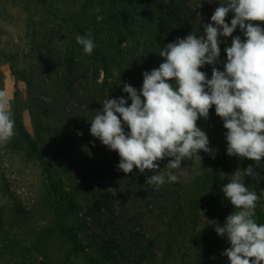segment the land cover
I'll return each mask as SVG.
<instances>
[{
  "label": "rangeland",
  "instance_id": "obj_1",
  "mask_svg": "<svg viewBox=\"0 0 264 264\" xmlns=\"http://www.w3.org/2000/svg\"><path fill=\"white\" fill-rule=\"evenodd\" d=\"M147 1L137 2L135 13L130 6L134 26L147 45L127 43L111 50L106 30L95 22L94 8L85 0H0V91L6 94L13 119L19 111L50 169L47 173L25 150L14 149V125V136L0 144V264H228L221 253L229 245L210 221L222 224L233 209L205 183L209 160L201 152V160L186 158L177 169L164 168L170 158L157 162V170L165 174L160 187H133L129 174L116 167L117 154L89 134L87 122L107 97L126 98L121 92L124 83L139 90L141 73L162 62L154 41L162 14L158 6L165 0H152L153 5ZM172 2L166 13L174 12V26L185 35L192 30L202 35V25L219 6L207 0ZM231 16L226 15V23ZM85 34L96 45L91 54L75 40ZM232 35L243 39L239 28ZM221 39L218 66L223 70L231 36ZM197 126L216 137V153L226 148L225 129L213 109ZM238 168L236 157L228 156L225 183ZM254 170L255 179L242 180L258 195L264 160ZM168 172L177 176L176 182H167ZM140 174L149 177L153 172ZM174 184L182 211L173 219L165 191ZM255 214L256 221L264 223V197ZM65 230L75 233L83 252H72ZM43 234L47 239L39 244ZM9 238L39 248H33L29 260L20 258L8 249Z\"/></svg>",
  "mask_w": 264,
  "mask_h": 264
},
{
  "label": "clouds",
  "instance_id": "obj_2",
  "mask_svg": "<svg viewBox=\"0 0 264 264\" xmlns=\"http://www.w3.org/2000/svg\"><path fill=\"white\" fill-rule=\"evenodd\" d=\"M207 2L219 6L210 22L202 25L203 34L192 30L164 45L158 52L162 62L141 73L139 90L124 83L121 92L127 99L124 95L107 97L101 109L93 111L87 122L89 134L117 154L118 170L124 174L133 168L140 173L152 171L145 183L160 187L165 174L157 170V162L170 158L164 168L177 169L181 161L199 156V152L215 158L206 133L197 126V121L207 120L209 109H213L225 129V154L254 163L242 171L238 168L220 188L233 210L222 224L210 222L217 236L229 245L221 253L228 264H264V223L255 219L256 205L264 192L258 196L242 180V176L255 179L258 173L254 166L259 168L264 160V0ZM229 13L232 16L226 23ZM101 19L96 16L98 22ZM237 28L243 39L232 35ZM229 36L223 70H219L215 65L221 38ZM75 40L85 54L96 47L88 34L77 35ZM205 65L211 66L210 78L200 70ZM14 125L9 101L0 91V144L14 136ZM193 172L200 175L197 169ZM166 177L169 183L177 181L172 172Z\"/></svg>",
  "mask_w": 264,
  "mask_h": 264
},
{
  "label": "trees",
  "instance_id": "obj_3",
  "mask_svg": "<svg viewBox=\"0 0 264 264\" xmlns=\"http://www.w3.org/2000/svg\"><path fill=\"white\" fill-rule=\"evenodd\" d=\"M143 1L145 0H135L136 3H133L132 1H129V3H127V0H109V5H105L104 0H85V3L88 4V6L94 8L92 14L95 22L100 23L103 26L110 38L108 42L109 49L114 50L116 47L127 43L137 47H144L147 45V43L142 38L140 31H138L134 26V13L137 11L138 7V5L136 6V4L137 2L138 4L143 3ZM170 2L171 0H165L163 4H160L158 6L162 14L158 18L159 32L154 42L160 48H162L167 43L174 41L177 37L183 38L185 36L184 30L177 29L174 26L176 20L173 17L174 12L166 13V6H171L172 4H174L173 2ZM146 3H149L151 5L154 4L152 0H148ZM132 5V10L134 13L130 12V6ZM96 9H99V12H96ZM97 15H100L102 17L99 22L96 20ZM215 66L220 70L218 63ZM200 70L204 71L207 74V78H210L211 66L205 65L204 68ZM14 121L16 132L18 134V138L13 142L12 145L14 149L25 150L26 156L29 160L31 159L39 162L42 166H44L47 173H49V163L47 162L44 154L38 149L36 141L32 139L31 135L26 130L17 109L14 112ZM206 135L209 140V147L216 150V137L212 133H206ZM225 153L226 148H222L219 153L215 152V158L213 159L209 154L201 152V154L209 160V170L204 179L205 183L209 186V189H211L212 193L218 200L226 205H230L228 204L227 200L223 199V195L220 192V188L225 184L222 173L224 172V168L228 162V156ZM236 162L241 170L253 164V161L244 158H236ZM128 174L130 176L129 179L131 178L133 187H135L136 183H139L142 186L147 185V183H145L147 177H144V175L140 173L138 174L136 169L133 168L132 172ZM177 187L178 184H174L172 187L166 188L165 191V205L168 210L174 211L173 219L182 211V205L179 202ZM257 192L259 196L261 192H264V174L260 186L259 188H257ZM63 234L69 239L70 243L72 244L73 253H80L84 251V248L80 245L77 237L74 235V232L72 233V231L65 230L63 231ZM136 234L137 233H135V235ZM46 239V234H43L41 240L38 241V243L44 244ZM7 241V246L10 252L16 253V255L20 258L25 257L27 260L31 258L30 254L33 248H39L37 245L28 248L14 238H9L7 239Z\"/></svg>",
  "mask_w": 264,
  "mask_h": 264
}]
</instances>
